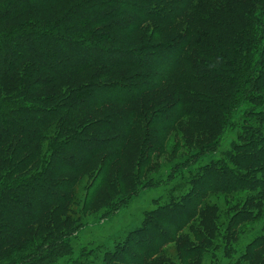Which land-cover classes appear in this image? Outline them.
Wrapping results in <instances>:
<instances>
[{"label":"trees","instance_id":"obj_1","mask_svg":"<svg viewBox=\"0 0 264 264\" xmlns=\"http://www.w3.org/2000/svg\"><path fill=\"white\" fill-rule=\"evenodd\" d=\"M187 61L190 87L174 90L146 120L136 104L177 80L172 75ZM236 100L260 107L261 123L245 130L229 161L205 169L185 198L154 212L123 249L107 254L109 264H168L151 260L162 251L158 239L194 222L201 189L258 190L242 208L262 213L264 0H0V264H57L72 254L80 221L68 216L72 192L107 151L118 152L100 159L103 178L94 191L126 189L120 180L107 182L106 171L125 155L136 122L146 128L136 163L141 173L161 148L158 132L179 122H169L177 115L206 120L217 136L202 149L214 151ZM109 106L114 111L101 114ZM215 214L213 206L199 217L214 225ZM244 217L231 220L226 241L250 222ZM259 250L264 233L244 259L264 264Z\"/></svg>","mask_w":264,"mask_h":264},{"label":"rangeland","instance_id":"obj_2","mask_svg":"<svg viewBox=\"0 0 264 264\" xmlns=\"http://www.w3.org/2000/svg\"><path fill=\"white\" fill-rule=\"evenodd\" d=\"M192 74L190 62L181 63L172 75V78L177 80L173 79L174 81L168 83L169 85L163 87L154 97L141 99L136 108L142 111L143 117L148 120L147 116L152 113L147 114L150 108L170 98L174 90L180 91L186 86L190 87V84H186L191 81ZM89 75L90 73L82 76V79H87ZM236 101L233 114L225 122L214 151L207 152L208 149H202L209 146L217 136V131H214L206 120L189 115L177 118V115L173 119L170 118L169 122L175 123L180 120L179 122L166 125L167 128L162 127L163 129L158 132L161 142L156 143L155 147L161 148L154 152L148 164L144 163L145 159L143 160L141 173L140 164L137 166L136 163L146 128L143 125L135 127L139 122L137 118L138 122L123 153L125 155L118 164L115 163L111 167L110 171H106L107 182L110 179L120 180V183L125 182L128 186L125 185V190L120 188L121 192L114 186L116 189H104L105 191L96 195L94 191L96 185L93 187V184H98L103 178L100 176L102 164L100 159L109 155L114 156L118 151L113 153L107 151L105 155L93 159L87 168V175L79 181L72 192L73 200L69 206L68 216L73 220L80 219L70 239L72 254L57 264H109L105 261V256L123 249L124 240H129L131 235H134L132 232L141 231L145 225L147 226L146 222L150 215L158 210L164 211L173 202L185 198L191 191L192 180L198 178L205 169L229 161L233 148L240 142L239 138L245 136V130L253 124L261 123L255 113L261 111L260 107L248 101ZM100 110L101 114L111 113L114 106ZM253 112L255 115L250 116ZM108 145L112 148L113 143ZM149 147L150 143L147 148ZM242 172H240L242 175L246 173ZM260 176L262 174L257 173L253 178L258 180ZM249 180L253 181L252 176ZM257 193L258 190L253 192L245 186L231 194L214 192L213 189L206 192L201 189L195 199V205L201 203L199 216L203 215L207 208L217 207L215 224L197 216L194 222L187 226L182 227L180 224L172 228V233L167 232L166 238L163 235L158 239L162 241V251L151 260L168 264H259L261 258L246 260L244 256L248 253L249 246L264 233V200L257 202L262 211L259 217L257 213L251 215L242 208L244 201L255 198ZM93 196L95 200L86 210L85 205ZM253 210L257 211L255 207ZM242 214L244 218H249L250 222L241 224L239 231L235 232L236 239L226 241L231 220L237 215L239 218L243 217ZM165 217L164 214L162 218ZM153 226L155 232L157 227ZM211 233H214V236ZM263 254L258 251L260 257ZM143 261L142 259L141 262Z\"/></svg>","mask_w":264,"mask_h":264}]
</instances>
